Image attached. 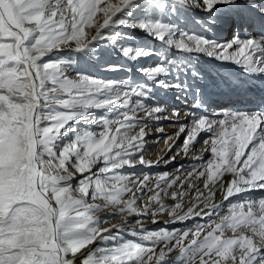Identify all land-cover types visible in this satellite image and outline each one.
<instances>
[{
  "label": "snow or ice",
  "instance_id": "snow-or-ice-1",
  "mask_svg": "<svg viewBox=\"0 0 264 264\" xmlns=\"http://www.w3.org/2000/svg\"><path fill=\"white\" fill-rule=\"evenodd\" d=\"M189 8L208 14L195 23L228 28L232 38L221 42L191 33L186 23L182 27L180 16ZM134 12L142 15L133 18ZM121 27L139 28L180 55L169 59L166 52L137 44ZM70 42L72 52H83L88 63L104 71L131 72L109 62L113 54L126 61L159 60L137 69L143 82L103 80L84 70L70 76L74 60L43 59ZM200 53L264 78V0H0V264H168L170 258L175 264H264V198L230 201L243 192L264 191V107L213 113L221 119L187 112L192 122L185 155L197 134L206 131L211 136L204 151L211 156L194 157L202 162L184 176L164 172L153 184L149 174L122 173L137 164L153 166L143 155L146 122L181 114L158 100L154 89L190 97L192 109L206 107L204 85L184 78L190 71L191 79H204L193 66ZM49 105L52 110L43 114ZM90 107L115 110L119 118L91 119L99 132H79L56 151L60 130ZM226 173L232 176L227 184ZM200 178L203 190L196 187ZM186 183L201 203L221 191L230 201L228 213L220 214L216 203L203 208L194 203L184 211ZM146 193L151 195L138 203ZM169 196L172 206L164 203ZM102 208H111L120 221L100 227L96 213ZM161 215L168 216L166 224L194 218L207 223L183 230L144 227L143 218L155 224ZM129 216L138 217V229L128 227ZM226 230L233 235L225 236ZM123 232L140 242L123 239ZM96 241L100 244L90 249Z\"/></svg>",
  "mask_w": 264,
  "mask_h": 264
},
{
  "label": "rangeland",
  "instance_id": "rangeland-1",
  "mask_svg": "<svg viewBox=\"0 0 264 264\" xmlns=\"http://www.w3.org/2000/svg\"><path fill=\"white\" fill-rule=\"evenodd\" d=\"M107 2H109V0H103V3H107ZM111 2H116V0H111ZM188 2L191 3V0H188ZM141 15L142 13L134 12L133 18H139ZM207 16L208 14L205 13L202 9L189 8L187 9L186 12L181 14L180 24L182 27H185V23H186V29L189 30L191 33L202 34L210 39H218L221 42L230 40L232 38V31L228 28H226L223 31H218L217 29L211 28L208 25L195 23L196 20L207 19ZM119 31L128 33L130 36L133 37V39L137 44L151 45L161 52H166L169 59L177 58L180 55V53L174 47L162 46L161 42L153 39L146 32L141 31L139 28L121 27ZM74 47H75L74 42H70L68 46H62L61 51L56 53L55 56L49 55L44 57L43 59L48 60V59H56V58H65L67 60H74L75 63L72 65V69L67 70L70 76H74L77 70H84L87 71L88 74L94 75L103 80L120 81L125 79H132L134 82H143V80L145 79L143 73L137 71L138 68L140 67L148 68L154 66L155 63L158 62L159 60L158 56H153V57L141 58L139 62L126 61L123 57L119 56L118 54H113L109 62L124 64L126 67L131 68L132 70L131 72H127L123 69L118 72H110V71H104L101 66L96 65L95 63H91V64L88 63L87 57L83 52H78V53L72 52L70 49ZM219 65H221L220 61L208 57L204 53L196 54L194 58L193 66L204 77V79L200 81L191 79L190 71L188 72L187 76L184 78L189 79L190 83H196L197 85H204V88H202V90L207 89L213 91V88H215L219 82L218 79L223 76V73L219 68ZM223 69L225 73L228 74L227 73L228 68L226 69L224 67ZM155 94L158 100L163 99L166 103H168L170 107L178 108L181 114L190 105V97H185L180 92H177L175 90L159 89V90H155ZM255 95L256 92L253 93L252 97H254ZM178 96L180 97V99H177ZM215 97L216 98L221 97L227 100H232L234 102L239 98L238 95H234L233 97L232 95L225 96L222 94L218 96L216 95ZM252 97L251 99H253ZM210 104L211 103H208L206 105V107L202 111V115L204 116L208 115L209 118L214 117L215 119H217L220 116L213 115V113H222L224 112V110L215 109L213 110V112H209L208 106ZM52 108L53 106L49 105L47 108H42L41 112L43 114H47L50 110H52ZM257 108L256 106H251L250 103H247L246 106L243 108L244 109L243 111L253 112ZM232 110L238 111V108L234 107L232 108ZM170 111L171 108H169V112L165 113L164 115H169ZM116 114L117 113L115 110H111L108 108L96 109L94 107H90L86 109L83 117L69 121L68 124L65 125L63 129L60 130L59 136L54 140L55 150L59 151L65 144L69 143L70 141H73L75 139V135L79 132H82L84 130L99 132L101 129L97 125L89 124V121L91 119H95L101 116H108L109 119H117L119 117ZM146 123H147V127H146L147 135L145 137V148L143 150V155L146 160H150L153 162V166L146 167L144 165L137 164L133 168L126 167L122 169L123 174L130 175L132 173H135L136 175H141L143 173H146L149 174L151 177H153L151 183L154 184L155 178L164 172H167L172 175H177L183 169L185 171H187L188 169L192 170V167L194 165H197L195 161L190 159L186 160L185 162L171 161L168 164L164 163L165 160H169L170 153L168 152V150L170 147V142L172 141L174 135L176 134L177 126L182 125L180 119H178L177 117H172L170 119H160L158 121L155 120L147 121ZM160 129H162V131H159ZM138 130L139 129H137L136 131ZM207 138L209 137L207 136ZM180 143H182V138L179 141H177V145H179ZM157 161H159V163H156ZM181 165H183V168L181 169L180 172H177V169H180ZM78 178H79V174H77V178L73 179L74 184L76 182V179ZM150 195L151 193H146L144 198H142L138 203L143 204L144 201L147 199V197ZM244 196L247 197L246 195H244V193H242L241 197L237 196L230 198L231 203H235L233 201L235 200L237 201V199L244 198ZM125 198L127 199L128 197L126 196ZM96 202L102 203V201L99 200ZM227 202L225 203L224 207L222 206L220 208V214L222 215L228 213L230 204L226 205ZM111 212H112L111 208H102L100 211L96 213V216L101 221L100 227H109L111 224L118 223L120 221V217L118 215H113ZM136 219L137 218H135L134 216H129L127 218L128 227L130 229L137 226L135 223ZM213 219L217 220L218 222L219 217L214 215ZM104 221H107V223H105ZM157 221L158 223L156 224L155 227L153 226V222L151 218H143L144 227L149 231H158L161 228H167L169 230L173 228H178L183 230L187 228H192L197 223L199 224L207 223V220L205 219L195 218L194 220H191V222L185 224H179V223L176 224L174 222L173 224L168 226L165 225L161 226L159 224V219ZM232 235L233 234L231 230H226L225 236L230 237ZM121 237L123 239H130V240H134L135 242H140L137 237L130 235L128 232H123L121 234ZM98 244H100V241H96L91 248L98 246ZM145 246H150V245L146 244ZM172 255L175 256L176 253H173ZM77 264H79V261H77ZM168 264H175V261L170 258Z\"/></svg>",
  "mask_w": 264,
  "mask_h": 264
},
{
  "label": "bare ground",
  "instance_id": "bare-ground-1",
  "mask_svg": "<svg viewBox=\"0 0 264 264\" xmlns=\"http://www.w3.org/2000/svg\"><path fill=\"white\" fill-rule=\"evenodd\" d=\"M224 65L226 66H232V67H225L226 69L228 68V75H230V82H231V85L228 87H225L223 88V90H221V92L217 93L216 95H228V96H233L234 95H238L241 93V90H238V87L241 85L239 84L238 82L240 80H249V79H254L252 77H250L242 67H239L235 64H228L227 63H224ZM258 79V78H256ZM255 80V79H254ZM262 86H264V84H261ZM226 86V85H225ZM234 86V87H233ZM233 87V88H232ZM238 90V92H237ZM264 88L262 90H259V92H256V95L254 97H252L254 100H260L262 99V97H264V92H263ZM155 91V89H154ZM169 94V93H168ZM215 95V96H216ZM235 100V99H234ZM212 98H211V95L208 93L207 94V104L208 103H212ZM264 107V105H262L261 107L259 106V108H262ZM204 110L203 109H192L191 108V103L190 105L188 106V108H186V110L178 117V119H180V121L182 122V125L185 127V131L183 133L180 132V127L182 125H179L177 126V131H176V134L174 135V138L172 139V141L170 142V145H172V150L168 152L170 153V156H169V159L171 157H175V160L173 161H178V162H185L186 160L190 159V160H193L196 162V164H200L202 161L200 160H194L193 158L194 157H198V156H202L203 157V161H207L210 156H211V153L210 152H206L204 151L205 149V144H204V141L208 137L211 136L210 133L206 132V131H201L197 134V138L196 140L190 145L189 147V152L187 155H185L184 151H183V146H184V140L185 138L187 137L188 135V129L191 125V122H192V117L191 116H188L187 115V112L189 111H198L200 115H202V111ZM242 112H247V111H243ZM249 112V111H248ZM223 113V112H222ZM251 113V112H249ZM212 119H215L214 117H211ZM209 118V119H211ZM218 118H223L222 116L218 117ZM217 118V119H218ZM182 138V143H180L179 145H177V141H179L180 139ZM188 171H191V169H188L187 171H185L184 169L177 175H186ZM232 179V176L231 174H228L226 173L223 177V182L225 184H227L228 181H230ZM196 187L200 188L203 190V178H200L199 180H197L196 182ZM185 190H188V195H186L184 198H183V205H184V211H187V209L189 207H192L194 203H198L199 204V207L200 208H203L205 206V203L207 204H212V203H216V204H220L221 207L225 205V203L227 201H224L223 200V194L221 191L217 190L216 191V194L215 196L209 200V201H205L203 203L201 202H197L195 200V197L197 196V192L195 190V188H192V189H188V185L187 183L185 184ZM244 195H246L247 197L244 196V198H241V199H245V198H252L256 201H258L260 198H264V191L261 192L260 190H254V191H249V192H243ZM242 193L238 194L237 196L238 197H241ZM231 201V200H230ZM229 201V202H230ZM229 202H227L226 205L229 204ZM233 202H237L236 200L233 201ZM164 203L168 204L169 206H172L175 201L171 200L170 196L169 197H166L164 199ZM220 207V208H221ZM135 217V216H134ZM135 218H138V217H135ZM159 219V224L162 226V225H165V226H168V225H171L173 223H164V221L168 220V216L167 215H161V216H158L157 217V220ZM195 219V218H194ZM194 219H190V220H187V221H184V222H175L176 224L179 223V224H185V223H189L191 222V220H194ZM131 220V219H130ZM156 224L157 223H153V226L156 227ZM133 228H137L138 229V226L136 227H133ZM92 245L89 246V248H91Z\"/></svg>",
  "mask_w": 264,
  "mask_h": 264
}]
</instances>
